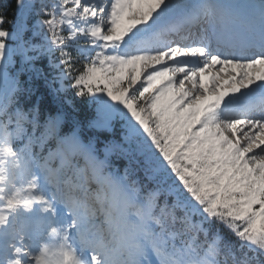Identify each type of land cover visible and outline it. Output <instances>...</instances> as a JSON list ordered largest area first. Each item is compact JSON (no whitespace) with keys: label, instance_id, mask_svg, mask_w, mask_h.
I'll return each mask as SVG.
<instances>
[{"label":"snow or ice","instance_id":"1","mask_svg":"<svg viewBox=\"0 0 264 264\" xmlns=\"http://www.w3.org/2000/svg\"><path fill=\"white\" fill-rule=\"evenodd\" d=\"M0 264H264V0H3Z\"/></svg>","mask_w":264,"mask_h":264},{"label":"trees","instance_id":"2","mask_svg":"<svg viewBox=\"0 0 264 264\" xmlns=\"http://www.w3.org/2000/svg\"><path fill=\"white\" fill-rule=\"evenodd\" d=\"M2 3H3V0H0V4H2ZM22 79H27V77H22ZM36 86L39 87L40 92H43V93H45V95H47V93H46V89L43 87L42 82H36ZM77 106L80 108V113H79V115H80V118H81L82 120L85 119V118H87V117L89 116V114L91 113V110L88 109V108H87L86 106H84L83 104H80L79 101H77ZM66 131H67L66 128L62 129V133H63V132H66ZM85 135H89V136H90V135H97V136L100 137L101 140H103L105 136H107L109 139L113 138L111 135L104 134V133H95V132L89 131V129H85ZM84 138H85V137L82 136V139H84ZM54 146H55L54 141L49 142V144L45 147V150H46V149H49V148H54ZM98 146L102 147V145H98ZM115 161H116L121 167L123 166V165L121 164L122 161H120V160H115ZM122 163H123V162H122Z\"/></svg>","mask_w":264,"mask_h":264},{"label":"rangeland","instance_id":"3","mask_svg":"<svg viewBox=\"0 0 264 264\" xmlns=\"http://www.w3.org/2000/svg\"><path fill=\"white\" fill-rule=\"evenodd\" d=\"M193 2H196V0H193ZM89 131L95 132V130H91V129H89ZM116 131H117V133H119V131H120L119 124H117V126H116ZM95 133H98V132H95ZM104 134H108V135H111L113 137V135L111 133H104ZM47 151H48V149L45 150V155L47 154ZM115 160H117V159L113 158L114 166L116 168L121 169V171H122V167ZM121 164L123 165L122 162H121Z\"/></svg>","mask_w":264,"mask_h":264}]
</instances>
